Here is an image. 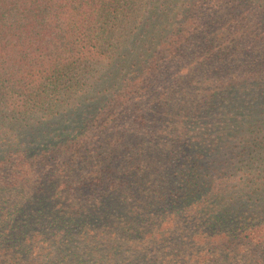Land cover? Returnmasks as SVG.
Here are the masks:
<instances>
[{
    "label": "trees",
    "instance_id": "trees-1",
    "mask_svg": "<svg viewBox=\"0 0 264 264\" xmlns=\"http://www.w3.org/2000/svg\"><path fill=\"white\" fill-rule=\"evenodd\" d=\"M0 264H264V0H0Z\"/></svg>",
    "mask_w": 264,
    "mask_h": 264
},
{
    "label": "rangeland",
    "instance_id": "rangeland-1",
    "mask_svg": "<svg viewBox=\"0 0 264 264\" xmlns=\"http://www.w3.org/2000/svg\"><path fill=\"white\" fill-rule=\"evenodd\" d=\"M237 172V171H236ZM239 175H233L232 177H231V181H233V180H236L239 176H240V173L239 172H237ZM234 183V182H233ZM238 183H242L241 181H240V179L238 178ZM219 239V238H218ZM202 245V244H201Z\"/></svg>",
    "mask_w": 264,
    "mask_h": 264
}]
</instances>
